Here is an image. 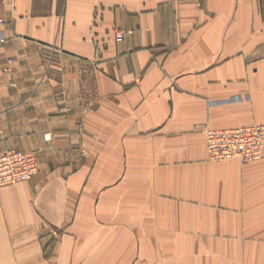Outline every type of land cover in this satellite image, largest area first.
Returning <instances> with one entry per match:
<instances>
[{
    "label": "crops",
    "instance_id": "1",
    "mask_svg": "<svg viewBox=\"0 0 264 264\" xmlns=\"http://www.w3.org/2000/svg\"><path fill=\"white\" fill-rule=\"evenodd\" d=\"M0 20V146L41 164L0 186V264H264V159L210 161L201 127L264 123V0H0Z\"/></svg>",
    "mask_w": 264,
    "mask_h": 264
},
{
    "label": "built area",
    "instance_id": "2",
    "mask_svg": "<svg viewBox=\"0 0 264 264\" xmlns=\"http://www.w3.org/2000/svg\"><path fill=\"white\" fill-rule=\"evenodd\" d=\"M1 22V20H0ZM123 29H115L117 42L124 40ZM5 41L0 39V45ZM226 100L211 105L231 103ZM205 133L207 155L212 161H225L238 159L240 163L247 164L252 161L264 159V123H252L227 127H210L201 125ZM232 134L235 139H232ZM262 141V142H260ZM215 142H220V149L215 151ZM228 152L227 155L221 154ZM35 154V153H33ZM36 155V154H35ZM31 153L17 148H3L0 146V186L17 184L30 180L39 171L38 163H27Z\"/></svg>",
    "mask_w": 264,
    "mask_h": 264
},
{
    "label": "rangeland",
    "instance_id": "3",
    "mask_svg": "<svg viewBox=\"0 0 264 264\" xmlns=\"http://www.w3.org/2000/svg\"><path fill=\"white\" fill-rule=\"evenodd\" d=\"M205 134V133H204ZM232 139H235V136L232 134V137H231ZM264 140V139H263ZM260 142H262V141H260ZM264 143V142H263ZM215 144L216 145H214V150L215 151H217V150H219L220 149V142H215ZM25 152H28V153H31V155H32V157H28V160H27V163H30V164H34V159L37 161V163H38V167H39V171H38V173L40 172V169H41V164H40V158H39V156H38V153L37 152H34V151H25ZM33 153H35V154H33ZM208 159H209V157H208ZM210 160V159H209ZM210 161H212V160H210ZM29 181V180H28Z\"/></svg>",
    "mask_w": 264,
    "mask_h": 264
},
{
    "label": "bare ground",
    "instance_id": "4",
    "mask_svg": "<svg viewBox=\"0 0 264 264\" xmlns=\"http://www.w3.org/2000/svg\"><path fill=\"white\" fill-rule=\"evenodd\" d=\"M227 154H228V152H224V153H222L221 155L224 156V155H227Z\"/></svg>",
    "mask_w": 264,
    "mask_h": 264
}]
</instances>
